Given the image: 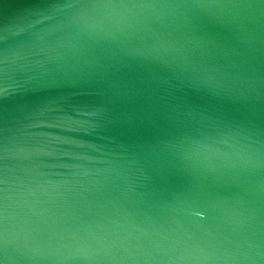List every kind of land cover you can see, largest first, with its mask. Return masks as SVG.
Masks as SVG:
<instances>
[{"label":"water","instance_id":"water-1","mask_svg":"<svg viewBox=\"0 0 264 264\" xmlns=\"http://www.w3.org/2000/svg\"><path fill=\"white\" fill-rule=\"evenodd\" d=\"M0 264H264V0H0Z\"/></svg>","mask_w":264,"mask_h":264}]
</instances>
